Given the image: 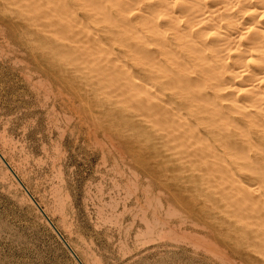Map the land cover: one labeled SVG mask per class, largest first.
Instances as JSON below:
<instances>
[{
    "label": "rangeland",
    "instance_id": "374dc122",
    "mask_svg": "<svg viewBox=\"0 0 264 264\" xmlns=\"http://www.w3.org/2000/svg\"><path fill=\"white\" fill-rule=\"evenodd\" d=\"M29 2L25 0L22 2L23 5H19L23 19L19 20L17 26H13L11 16V10L16 11L15 7L6 5L0 8V152L6 155V161H10L12 168L35 200L44 210L47 208L45 211L80 260L84 264L94 262V264H264V256H262L264 253L259 254L264 249H260L261 246L258 245L262 244L264 248L262 236H259L262 235L261 230L264 233L263 228L259 224H257L259 226L255 225L257 221L250 218V222L256 223L250 224L248 220L246 223L248 218L245 217L240 220L236 218H240L236 214L244 215L233 208L235 206L237 209L239 206L233 204L237 203V198L240 196L235 198L236 190H233L235 186L230 188L232 183L229 184V181L226 182L230 185L229 188L225 190L223 187L228 186L224 184V178L228 177L224 168H227L226 163L229 164V159L225 156L226 163L221 164L223 158L222 160L218 157V161L214 159V162L212 156L210 162L204 160L208 164L214 162L209 164L210 166L206 163L207 166L203 161H199L198 164V160L194 157H192L194 160H191L192 155H189L192 150H185L184 147L183 151L186 155L183 151L181 153L180 143L166 140L170 132H166L165 129L171 126L162 129L165 126L159 127L154 124L150 127L146 122L147 117L140 116L141 112L136 109L132 101L120 97L121 95L118 97L114 91L112 93L109 90L112 88L107 86L109 83L106 84L107 81L103 80L102 83V78L94 73L91 63L89 66L81 59H76L77 55L73 51L76 48L62 46V43L68 41L62 39L60 34L49 30L54 27L48 24L47 18L40 20L33 18L34 7L30 6ZM25 6L28 8L30 6L31 10L26 7V11ZM79 13L82 15L81 12ZM28 15L33 21L36 20L34 23L38 22L34 28L29 29L25 25L26 18L30 17ZM7 26L8 28L10 26L9 30ZM46 26L51 28L48 29ZM20 32H24L25 35ZM30 34L36 39L34 43L24 39ZM107 42L114 44L112 40ZM114 48L118 53L123 52L117 45H114ZM63 49L65 52L62 51ZM44 50L49 52L45 53ZM52 50L57 53H53ZM66 60H70V63ZM69 67L71 69H68ZM86 67L93 69L90 71ZM85 75H89L90 78ZM65 78L68 79L62 80ZM91 79L94 81L91 82ZM169 94L170 92H166L168 97ZM125 100L127 103L124 102ZM179 102L180 100L173 99V103L179 104ZM127 113L128 115H125ZM173 128H170L171 132L175 131ZM200 141H196L200 148H197L199 145L195 142H193L194 148L188 145L186 147L193 150L195 147L202 149L203 144L207 145V141ZM209 142L208 140V146L212 144V150L217 148L219 151L218 156H224L223 147ZM186 151L190 152L189 155ZM219 161L220 164H217ZM215 164L221 167L216 166L215 170ZM203 167H208L206 168L208 171L204 168L207 171L205 172ZM5 171V166L1 163L0 264H77L78 262L34 203L27 201L24 189L18 187L16 179L7 175ZM209 171L212 175L218 174L217 177H211L209 174L210 180H208L209 177L207 178L205 174L210 173ZM221 171L224 175L219 174ZM215 172L217 173L213 174ZM219 175L222 177L219 180H223V183L218 181ZM213 182L214 184H211ZM222 187L225 193L219 189ZM229 191L231 192L229 196L235 192L233 195L235 200L232 197L229 200V196L223 197L230 194ZM52 194L63 199L53 196L56 199L54 200ZM227 199L233 200L234 203L226 204L229 202ZM57 200L59 203L56 205ZM58 205L62 210L64 208L63 212L59 211ZM55 210L59 212L56 213ZM142 214L148 219L147 223L157 222H152V226L148 223L149 227L154 228L152 231V235L155 233L154 236H150L151 228L146 227L147 223L144 222L146 218H143ZM153 217L156 220H152ZM165 220L169 228L166 224L163 226ZM251 225L257 226L255 229L259 231L256 232ZM146 228L150 231L149 236L145 231ZM169 229L177 230L175 239H181L177 242L174 239V242V237L171 238L174 231L172 235L167 231L164 232V236L161 235L164 234L163 230ZM188 229L187 233L185 230ZM156 234L161 236L156 237ZM166 234L171 236L168 238L172 240L164 239ZM254 234L258 237L255 238ZM184 237L193 240L185 241ZM194 240H199L198 245L192 244ZM257 245L258 247H255ZM204 247L205 249L209 247L210 252L205 253ZM83 249H86L85 253ZM94 258L97 259L93 261Z\"/></svg>",
    "mask_w": 264,
    "mask_h": 264
},
{
    "label": "bare ground",
    "instance_id": "6f19581e",
    "mask_svg": "<svg viewBox=\"0 0 264 264\" xmlns=\"http://www.w3.org/2000/svg\"><path fill=\"white\" fill-rule=\"evenodd\" d=\"M21 1L22 0H0V8L6 5L12 6V8L15 7L16 11L11 10L12 13L11 16L13 17L12 18L13 26L19 25L20 22L19 20L23 19L19 12V5H23L22 2H24L25 0H23L22 2ZM28 1H30L29 5L34 7V11H32L33 18L38 20H40V18H47L48 24L51 27H54V29H52L50 26L49 27L46 26V27L48 29L51 28L49 30H52V32L54 33L56 32L55 34H60V37L62 39L68 41L64 43L61 42L62 46L64 48H71V49L76 48L75 50H73L75 55H77L76 59H81L82 61L86 62L88 65L91 63L94 69L93 68L90 69L88 67L90 71L93 69L94 73L98 74V76L100 75L99 77L100 79L102 78V83L103 80L105 82L107 81L106 84L109 83L107 84V86H110V88H112V90L109 89L110 91H112V93L114 91V93L116 92L118 94V97L121 95L120 97L123 96L127 100L132 101L136 109L139 112H141L140 116L147 117L148 120L146 119L147 120L146 122L147 124H149L150 127L154 126V124H157V126L159 127L165 126L162 129H165L166 126L174 127L173 129H175L177 133H175V131L173 132V130L171 132L170 131L171 127H169V129L167 128L168 130L165 129L166 132H170L169 135L166 136L167 137L166 140L168 142H176L178 144L180 143L179 146L182 147L181 149L179 148L180 152L183 151L184 147L185 150L188 151L192 150L193 152L191 151V153L186 151L187 155H189L188 153H190L189 156L192 155L191 160L192 157H194V159L198 160V164L199 161L204 162V160L210 162L211 161L210 158L212 156H213L212 160L214 162H215L214 159L218 161L217 159L219 157L221 159L222 158L224 159V160L222 159L223 162L221 164H225L226 163L225 156H226L229 159V164L226 163L227 168L225 167L224 169L228 173V174L225 173V175L227 174L228 177L226 178L225 176H223L225 177L224 178L225 182H224L223 180H219V178L222 179V177L219 175L218 181L219 182L221 181L222 183L224 182V184H226L227 181H229V184L232 183L230 184L231 186L226 184V186L227 185L228 186L227 187L223 186V187L226 190V188L228 189L229 186L230 188L235 186L233 190H236V194L234 195L235 192L234 193L232 192L233 193L232 196H229L231 195L230 192L231 190L229 189L230 194L227 195L226 193L227 196L226 197L223 196V197L227 198L229 196L228 199L230 200L231 199L230 197L233 198L235 196L236 198V196L237 197L240 196L239 198H237V203L235 202L236 204L233 202L235 198H233L232 201H229L227 199L229 202H226V204L229 203V205H232L234 203L233 205H237V206L239 205L237 209L235 208V206L234 207L231 206V207H233L235 211L239 210V213L244 215L236 214V216H240V218L236 216L235 217L238 218L239 220L241 218L242 219L248 218L246 219V223L247 220L250 222L249 218L254 221H257V223L252 221L250 222V224L253 223H256L255 225L259 224L261 225L260 227L263 228L264 230V0H70V1L69 0H28ZM27 6L24 7L25 10ZM30 6L29 8L27 7V9H30ZM2 10L4 11L5 9ZM79 12H81L82 15ZM33 18L31 16L26 18L25 25L29 29L34 28L35 24L38 23V22L34 23V21L36 20L33 21ZM2 23H6V22H2ZM24 39H27L29 43L30 42L34 43L33 41L36 40L32 37L31 34L28 35V38L25 37ZM50 39L51 38H49V40ZM107 40L114 41V44L108 43ZM14 42L17 41L14 40ZM45 45L47 46V44ZM114 45L119 46L123 50V52H119V53L116 52ZM25 47L26 46L24 45V48ZM37 48L39 49L40 47ZM52 51L53 53L56 52L54 50ZM59 51L65 52L64 49L62 51L61 50ZM48 52L46 51L45 53ZM64 52L63 54H65ZM77 52H79L80 54L79 53H78L79 55L76 54ZM25 53H27V51H25ZM68 54L69 52L67 53V55ZM70 60H66V61L67 62L69 61L70 63ZM21 61H19V63ZM77 65H75V67ZM36 68L38 67L36 66ZM48 68L50 67L48 66ZM55 68H57V65L55 66ZM68 69L71 68L69 67ZM58 70H59V66H58ZM60 70L62 69L60 68ZM72 71L69 72L73 74ZM85 76L89 77V75H85ZM51 77L53 76L51 75ZM71 77L73 78V76ZM66 79L68 78L62 80H66ZM91 80H90L91 82L94 81V79ZM96 81L97 80H95V82ZM103 87L105 86L103 85ZM100 88L102 87L100 86ZM166 92H170L169 97L166 95ZM175 98L177 100H180L179 104L173 103V99ZM127 100H125L124 102L127 103ZM117 101H119V99ZM125 115H128V113ZM146 131H148V129ZM200 140H206L207 145L203 144V148L201 147L202 149H197L200 148V145L199 143L197 144L196 141L199 142ZM208 140L211 143L218 144L219 147L220 146L223 147L224 156H218L217 154H220L219 151L217 150V148L213 149L214 150L213 151L212 150L213 147H211L212 144L210 142L209 143L211 144V146L210 145L208 146ZM193 142H195L196 145H199L197 146V148L195 147L194 150H193L194 148ZM178 144L176 146H178ZM186 145H188L189 147L191 146L193 148L190 149L188 146L186 147ZM210 151L213 152L214 154H212ZM216 151L218 153H216ZM177 152H179L178 149ZM184 152L185 151H183V153ZM0 153L6 160L5 157L6 155L3 154L2 152ZM0 161L4 165L1 159ZM9 162L8 164L11 166ZM214 162L209 164H214ZM206 163L204 162V164ZM218 163L220 164V161L217 162V164ZM197 165L195 166L196 168ZM212 166L213 165H211V168L213 169ZM216 166L218 168L221 167L215 164L214 169L216 168ZM204 168L205 167H203V170ZM211 168H209V170ZM12 169L14 170V168ZM200 169L202 170V168H199V170ZM5 170H6L5 173H7V175H10L14 178V176L6 166H5ZM213 171L214 170H212V172ZM14 172L18 176L15 170ZM217 172L213 174H216ZM222 173L223 172L221 171V173L219 174ZM209 174L211 177L215 176L212 175L211 172L205 174L207 175V178L209 177L208 180H210ZM217 175L215 177H217ZM218 181H216V183H218ZM211 184H214V182ZM16 185L21 188L18 182ZM127 185H129V183ZM223 187L219 188L223 190L222 192H224ZM215 188L217 187L215 186ZM24 193L26 192L24 191ZM53 193L55 194V192ZM54 194H52V198L55 197ZM26 196L28 198L27 201L33 204L29 196L27 194ZM55 198H62V197L59 196ZM55 198L54 200H56ZM206 198L208 197H205V199ZM215 201H217V199H215ZM57 203H59L58 200L55 204L57 205ZM38 204L41 207L40 203ZM60 205H58L59 208ZM223 205H225V203ZM53 207L56 208V206ZM42 209L49 217V215L45 211L47 208L45 210L44 208ZM60 209L59 211L63 212L64 208L63 210L62 208ZM55 212L58 213L57 210H55ZM171 213L173 214V212ZM143 214L142 217L146 218L144 217ZM229 215L227 214V216ZM49 219L51 220L50 217ZM153 219L154 217L152 218V220ZM63 220L65 221V219ZM144 220H145L144 222L147 223L148 219L146 218ZM154 220H156V218ZM152 222L148 221V223H151L149 225L152 226ZM165 222L166 220L164 221V223H162L163 226H165L164 224L168 226L167 223ZM52 223L54 224L53 221ZM148 223L145 224L146 227L148 226ZM154 223L157 222L155 221ZM62 224L64 226V223ZM179 225L181 224L180 223L178 224V228ZM252 227L255 229L254 226ZM148 228H151L150 229L151 232L149 231ZM148 228H146L145 231H147V233L150 232L151 234L150 236H154L155 233L152 235V231L154 228L149 226ZM166 231L170 232L171 234L173 231L175 232L177 230H173V231L172 229L165 231L163 230L162 233L164 232L166 233ZM185 231L187 232L189 231V229ZM245 231H247V229ZM258 231L259 230H257L256 232ZM65 232H67L66 229ZM179 232L180 231H178V233ZM261 232L262 235H259V233L258 235L263 237L264 233L262 230ZM165 233L164 234L159 233V234L164 236ZM186 234H182V235L179 234V235L186 236ZM145 235L143 234V236ZM158 235L156 234V237L161 236ZM176 235H177L176 232L174 233V235H172V237L167 236L166 234V237L163 238L166 240H172L168 237L171 238L174 237L173 238L174 240L175 238H177L175 237ZM189 235H192V233L191 234L189 233ZM194 235H196V233H194ZM258 235L257 236L255 235V238L258 237ZM243 236L245 237V234ZM262 237L261 239L264 241V238ZM183 239L185 240L186 238L184 237ZM187 239L185 241L193 240V238H191L190 240ZM175 240L176 242L178 241L177 239ZM199 240L197 241L194 240L192 244L195 243V246L198 245ZM66 242L71 247V245L67 240ZM188 243L189 242H187V244ZM256 243L257 242H255V244ZM200 245L201 244H199L198 247H200ZM258 245L261 246L259 247L260 249H264L262 244H258ZM258 245L255 247H258ZM198 247L197 250L199 249ZM208 248H206L207 250L205 249V253L208 251L210 252ZM259 248L256 249L258 250ZM85 251L86 249L84 250V253ZM92 251H91L92 253L91 255H93ZM73 252L78 257L77 253L74 250ZM261 253H264V251L261 250L259 254L261 255ZM88 254L90 253L88 252ZM95 259L97 258H94L93 261H95ZM90 260L92 262V259ZM82 263L84 264L83 261ZM87 263L89 262L87 261Z\"/></svg>",
    "mask_w": 264,
    "mask_h": 264
},
{
    "label": "water",
    "instance_id": "95a60500",
    "mask_svg": "<svg viewBox=\"0 0 264 264\" xmlns=\"http://www.w3.org/2000/svg\"><path fill=\"white\" fill-rule=\"evenodd\" d=\"M0 159L4 163V165L9 169V171L12 173L16 181L20 184V186L24 189L26 194L29 196V198L32 200V202L35 204L37 209L41 212L42 216L45 218V220L48 222V224L51 226V228L54 230V232L57 234V236L60 238V240L63 242V244L66 246V248L70 251V253L73 255V257L76 259L78 264H83L82 261L76 256V254L73 252L71 247L68 245L62 234L58 231V229L54 226L52 221L49 219V217L46 215V213L43 211V209L39 206L38 202L35 200V198L32 196V194L28 191L26 186L23 184V182L19 179V177L15 174L12 167L8 164V162L4 159L2 154L0 153Z\"/></svg>",
    "mask_w": 264,
    "mask_h": 264
}]
</instances>
